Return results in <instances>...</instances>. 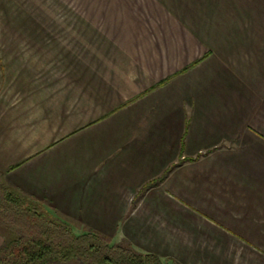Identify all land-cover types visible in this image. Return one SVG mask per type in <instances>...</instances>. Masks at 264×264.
Returning a JSON list of instances; mask_svg holds the SVG:
<instances>
[{
    "label": "crops",
    "instance_id": "obj_1",
    "mask_svg": "<svg viewBox=\"0 0 264 264\" xmlns=\"http://www.w3.org/2000/svg\"><path fill=\"white\" fill-rule=\"evenodd\" d=\"M0 172L76 234L264 264V0H0Z\"/></svg>",
    "mask_w": 264,
    "mask_h": 264
},
{
    "label": "trees",
    "instance_id": "obj_2",
    "mask_svg": "<svg viewBox=\"0 0 264 264\" xmlns=\"http://www.w3.org/2000/svg\"><path fill=\"white\" fill-rule=\"evenodd\" d=\"M170 170L146 184L136 202ZM0 225L9 231L0 248V264H172L153 253L139 254L114 245L97 233L76 234L69 223L51 215L41 204L9 189L1 172Z\"/></svg>",
    "mask_w": 264,
    "mask_h": 264
},
{
    "label": "rangeland",
    "instance_id": "obj_3",
    "mask_svg": "<svg viewBox=\"0 0 264 264\" xmlns=\"http://www.w3.org/2000/svg\"><path fill=\"white\" fill-rule=\"evenodd\" d=\"M190 225L192 228H190ZM188 225L187 232L184 236H182V240L185 241V247L187 253L185 255H181L183 257V262L187 264H209L212 260L217 259L221 262L226 261H235V263H241L250 261L251 263H255L257 258L255 255H217L212 253V242L210 237L208 236L209 230L198 231L193 229L194 222L191 221V224ZM229 258V260H227ZM68 264H80L78 261H72Z\"/></svg>",
    "mask_w": 264,
    "mask_h": 264
}]
</instances>
